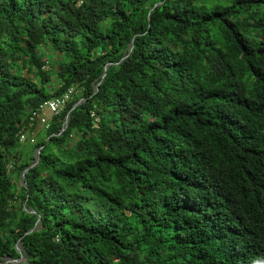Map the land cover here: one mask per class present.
I'll return each mask as SVG.
<instances>
[{
    "label": "trees",
    "instance_id": "obj_1",
    "mask_svg": "<svg viewBox=\"0 0 264 264\" xmlns=\"http://www.w3.org/2000/svg\"><path fill=\"white\" fill-rule=\"evenodd\" d=\"M18 240L7 264H264V0H0V264Z\"/></svg>",
    "mask_w": 264,
    "mask_h": 264
},
{
    "label": "built area",
    "instance_id": "obj_2",
    "mask_svg": "<svg viewBox=\"0 0 264 264\" xmlns=\"http://www.w3.org/2000/svg\"><path fill=\"white\" fill-rule=\"evenodd\" d=\"M72 93V89H70L66 94L61 97L53 98L42 105H40L37 109L33 110L29 116V125H32L33 122H37V125L42 127L48 126V119L51 115H54L61 111L65 106L68 98ZM91 116L94 117V120L97 121L98 117L92 112ZM29 134H33V132H27L26 128L23 127L18 132V140L20 143H23Z\"/></svg>",
    "mask_w": 264,
    "mask_h": 264
},
{
    "label": "water",
    "instance_id": "obj_3",
    "mask_svg": "<svg viewBox=\"0 0 264 264\" xmlns=\"http://www.w3.org/2000/svg\"><path fill=\"white\" fill-rule=\"evenodd\" d=\"M157 4H158V3L154 4L153 7H155ZM153 7H151L150 10H149V12H148V18H149L150 11L153 9ZM132 47H133V43H132V40H131V42H130V44H129V51L132 49ZM127 55H128V53H125V54L123 55V57L121 58V60H124V59L127 57ZM110 64H111V63L108 62V63H106V64L104 65V70H103V73H102V75H101V80L96 84L95 90L97 89L98 84L103 80V78H104V76H105V74H106V69H107L108 65H110ZM79 103H80V100L76 101V102L72 105L70 111H71L72 109H74L76 106H78ZM70 111H69V112L67 113V115L65 116V120H64V122H63V125H62V127H61V130H60L59 134H61V133L65 130V128L67 127V125H68V123H69V113H70ZM41 149H42V146H39V147L35 148L34 153H33V155H34V161L32 162V164H31L29 167H27L25 170H23V171L21 172V174H20V181H21V183H24V175H25L26 171H27L30 167L35 166V165L39 162V160H40V150H41ZM31 212L33 213V211H31ZM39 218H40V217H39V215H38L37 220H36V222H35V225H34L31 229L27 230V231L25 232V234L30 233V232H32V231H34V230L36 229V227H37V225H38V223H39ZM19 241H20V240H18V241L16 242V244H15V249H16V251L20 254L19 257H18V258H8V257H4V258H3V261H2V264H7V263H19V262L23 261L24 257H23V255H22V249H21V247H20V245H19Z\"/></svg>",
    "mask_w": 264,
    "mask_h": 264
},
{
    "label": "rangeland",
    "instance_id": "obj_4",
    "mask_svg": "<svg viewBox=\"0 0 264 264\" xmlns=\"http://www.w3.org/2000/svg\"><path fill=\"white\" fill-rule=\"evenodd\" d=\"M37 129L38 128H36V130L33 131V134H29L27 136V139L19 147V152H20V155H21L22 159H28V157L31 154L32 143H34V141L36 140V137L38 138V137H41L43 135V133H44L43 130L42 129H38L37 130ZM31 161H33V160H31ZM13 177H14V180L16 181L14 175H13Z\"/></svg>",
    "mask_w": 264,
    "mask_h": 264
},
{
    "label": "crops",
    "instance_id": "obj_5",
    "mask_svg": "<svg viewBox=\"0 0 264 264\" xmlns=\"http://www.w3.org/2000/svg\"><path fill=\"white\" fill-rule=\"evenodd\" d=\"M37 128H38V129H42L43 127H42V126H37ZM38 129H37V130H38Z\"/></svg>",
    "mask_w": 264,
    "mask_h": 264
}]
</instances>
